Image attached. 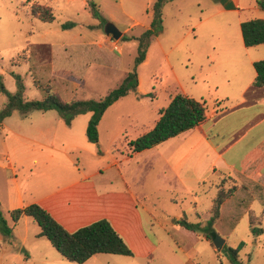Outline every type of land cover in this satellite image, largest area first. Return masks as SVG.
Segmentation results:
<instances>
[{"label": "rangeland", "instance_id": "374dc122", "mask_svg": "<svg viewBox=\"0 0 264 264\" xmlns=\"http://www.w3.org/2000/svg\"><path fill=\"white\" fill-rule=\"evenodd\" d=\"M34 1L50 5L54 20L43 22L33 17L29 6ZM93 1L101 17L90 14L87 0H0V73L10 92L16 89L11 72L22 77L24 99L42 98L47 90L63 100L101 98L121 82L133 68L137 48L136 40L122 36H138L150 26L154 0ZM215 11L210 0H171L164 4L162 31L150 43L145 61L137 66V90L105 110L98 124L97 143L86 137L89 113L78 115L70 126L55 110H34L25 115L14 111L2 121L0 210L12 230L10 234L0 230V264H231L224 253L216 250L212 240L205 238L204 232L209 228L224 239V245L235 247L240 241L245 243L237 264H264V232L255 235L249 225L251 217L256 226L264 228V169L257 176L236 183L226 175L216 178L205 168L209 159H198L196 154L182 166L172 167L182 147L183 152L196 142L183 135L142 150L128 160L122 159L129 154L128 141L153 127L160 109L168 103V96L181 93L205 100L207 110H212L216 92L209 88L207 79L209 73L213 75L211 79L220 76L213 71L219 65L197 51L206 42L201 35L219 34L221 29L217 25L228 22L230 29L221 31L231 33L237 15L256 16L252 11ZM66 21L75 22V26L63 30L61 24ZM107 21L122 32L118 40L104 34ZM209 27L214 30L209 32ZM193 28L199 38L194 36ZM220 37L218 42H227ZM83 43H95L98 49L77 46ZM67 54L70 65L61 59ZM5 98L0 92V101ZM230 106L225 101L219 108L226 110ZM248 111L246 106L230 110L217 122L231 128L245 124L242 129L238 127L235 135L226 133L220 139L224 143L243 134L237 145L242 152L264 137V119L256 117L249 123ZM210 136L218 139L214 134ZM59 150L66 152L67 157ZM11 151L23 156L26 151H42L45 158L50 153L57 157L48 165H34L24 159L16 165L13 181L6 180V173L10 172L2 168L3 155ZM115 159L121 162L112 165ZM83 173L93 174L91 180L100 192L107 187L119 191L127 182L136 193L139 239L131 243L132 255L98 253L76 263L61 256L45 237L38 236L39 226L31 217L11 224L9 211L14 205L10 204L15 201L8 202L9 196L18 193L20 200H37ZM202 177L206 182H202ZM232 186L235 190L224 200L209 227L217 190ZM183 216L198 222L200 228L190 230L176 223Z\"/></svg>", "mask_w": 264, "mask_h": 264}, {"label": "crops", "instance_id": "0c3cea01", "mask_svg": "<svg viewBox=\"0 0 264 264\" xmlns=\"http://www.w3.org/2000/svg\"><path fill=\"white\" fill-rule=\"evenodd\" d=\"M210 1L217 14L224 12H234V14H240L241 11H252L256 14V16L240 17L237 15V20L232 22L231 33H224L230 29L228 28V25L230 24L228 22V24L219 23L217 25L219 29L224 31L222 32L220 30L221 34L212 32L201 35L202 40L206 39V42L203 45L201 44L197 51L208 58L209 61L218 62L219 67L213 71L215 74L220 73V76H215L211 79L213 75L210 73L208 74L209 78L207 79V84L209 88L215 89L216 92L215 96H213L214 101L212 110L209 112L206 108L205 119L203 122L194 128L177 135L189 136L191 139H196V142H194L188 149L186 148L183 152L182 150L184 148L182 147L179 151L180 157L176 162L172 163V167H176L177 165L182 166L187 163L190 156L192 157L196 154L198 159H209L205 168L207 171L213 173L216 178L226 175L231 179H234L236 183H241L242 178H253V176L255 177L261 174V171L264 169V137L254 144V146H251L242 152L241 149L239 150L237 145L242 140L243 134L238 138H233L232 140H228L224 143H222L220 139L223 138L226 133L229 136L235 135V133H238L239 130L245 126V124L242 123L240 125L241 127L234 125V128H231L232 126L230 125H218L217 122L219 117L225 114V112L243 106L249 108V123H251V121H253L256 117H260L261 120L264 119V87H252V82L256 75L253 62L264 58V43L253 46H245L240 30V23L244 20L251 18L264 19V10L259 7L257 0ZM222 26L225 28H222ZM213 30V27L208 28L209 32ZM193 34L195 37L199 38V34L194 28ZM220 36L224 37L227 42L224 44L218 42L217 40H221ZM74 46L76 47V45ZM77 46H80V48L82 47L84 50H93V48H96L97 51L98 49V45L95 43H83ZM63 50L66 51V47ZM210 51L213 53H210ZM61 59L68 65L72 63L68 54L64 55ZM35 88H38V86L36 85ZM172 96H168V103ZM201 101H204L206 106V101ZM225 101H229L231 106L226 110H221L219 105ZM4 102L5 101L1 102L0 108L3 106ZM238 127H240V129ZM149 129L150 128L143 130L141 133ZM1 131L2 125L0 128V138L2 136ZM210 133L214 134V136L218 139L216 141L211 139ZM57 152L62 154V156H66V152L64 151L59 150ZM24 154V156L18 155L16 151L15 153L14 151H11V153L6 152V154L3 155L5 164L2 165V168H4L6 172H10V174L6 173V180H16L15 167L16 165H20L24 159L30 160L34 165H43L44 162L48 165L51 163V160H54L57 157L56 153H50L48 154L49 158H45L46 153L42 151L35 153H29L26 151ZM135 154H139V152L130 154L129 151V154L122 159L128 160ZM119 162H121V160L115 159L112 165H117ZM92 175L93 174L83 173L78 176V178L67 181V183L59 186L56 190L54 189L37 200L29 202L22 199L20 200V194L18 193L14 196H9L7 198L8 202L15 201L14 203H19L10 204L14 205L11 206L10 211L28 203H37L46 209L66 230L70 232L95 220L104 218L111 223L113 228L123 238L126 244L129 247H132L131 243H133V240L139 239V213L137 210L138 199L136 193L130 188L127 182H123V187L119 191L109 190L110 187H107L102 189L100 192V188H98L96 183L91 180ZM201 180L202 182H206V178L202 177ZM1 201L2 200L0 198V204L2 203ZM11 224L14 225L12 220ZM25 262L26 261L24 260L23 263Z\"/></svg>", "mask_w": 264, "mask_h": 264}, {"label": "trees", "instance_id": "16d2710c", "mask_svg": "<svg viewBox=\"0 0 264 264\" xmlns=\"http://www.w3.org/2000/svg\"><path fill=\"white\" fill-rule=\"evenodd\" d=\"M168 1L171 0H154L151 6L152 19L150 26L140 35L131 37L122 36L123 39H134L137 41L133 68L125 74L116 87L108 91L101 98L63 100L54 91L47 90V93L42 98L24 99L25 85L21 75L11 72L15 80L16 89L14 92H10L5 87L0 73V92L6 97L3 106L0 108V128L2 121L14 111H18L20 114H27L34 110H55L67 126H70L72 120L77 115L90 113L86 125V137L89 142L97 143L98 124L105 110L129 92H136L138 87L137 66L144 61L151 41L162 31V8ZM86 4L93 17H101L98 7L93 0H87ZM257 4L264 10V0H257ZM29 8L31 15L43 22H51L55 18L53 8L47 3L34 1L30 4ZM74 26L75 22L72 21H66L61 24L63 30ZM240 30L245 46L264 43L263 18H251L242 21L240 23ZM253 67L256 75L252 82V87L262 88L264 87V58L254 61ZM205 110L204 101L181 93L174 94L170 98L169 103L160 109L159 116L153 127L128 141L127 146L130 154L151 148L184 131L194 128L204 121ZM234 190L235 186L227 190H224L222 187L217 190L213 198L212 215L208 219L209 227L218 217L224 200ZM22 216L31 217L39 226L38 236L45 237L52 247L69 261L83 263L92 255L98 253L132 255L130 247L113 228L111 223L104 218L95 220L70 232L37 203L26 204L10 211L13 224ZM176 223L190 230L200 228L198 222H190L185 216L177 219ZM255 224L253 218L250 217L249 225L251 232L255 235L263 233L264 228L258 227ZM0 230L4 234H10L12 230V227L3 218L1 210ZM215 234L216 232L212 228L204 232V236L208 240H212ZM244 244L243 241H240L235 247L223 246L231 264H237L239 251L244 247Z\"/></svg>", "mask_w": 264, "mask_h": 264}, {"label": "water", "instance_id": "95a60500", "mask_svg": "<svg viewBox=\"0 0 264 264\" xmlns=\"http://www.w3.org/2000/svg\"><path fill=\"white\" fill-rule=\"evenodd\" d=\"M103 31H104L105 35L110 36L112 39H115V40H118L122 35V32L111 21H107L104 23ZM212 242H213V245L215 246L216 250L221 251L222 253H224L227 256V253L223 247V245H224V239L223 238H221L219 235L215 234L213 239H212Z\"/></svg>", "mask_w": 264, "mask_h": 264}, {"label": "built area", "instance_id": "2783aa9c", "mask_svg": "<svg viewBox=\"0 0 264 264\" xmlns=\"http://www.w3.org/2000/svg\"><path fill=\"white\" fill-rule=\"evenodd\" d=\"M114 48L117 49V45L116 44H114Z\"/></svg>", "mask_w": 264, "mask_h": 264}]
</instances>
